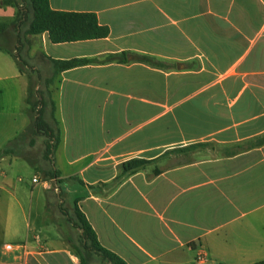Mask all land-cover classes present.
<instances>
[{"label": "crops", "instance_id": "obj_1", "mask_svg": "<svg viewBox=\"0 0 264 264\" xmlns=\"http://www.w3.org/2000/svg\"><path fill=\"white\" fill-rule=\"evenodd\" d=\"M49 2L94 13L109 34L62 43L28 35L36 88L52 75L47 57H130L64 70L48 86L61 131L49 164L45 136L30 129L31 78L0 49V150L12 141L0 157V264H79L75 204L128 264H264V145L239 148L264 134V0ZM14 15L0 6V23ZM35 137L43 151L29 180ZM198 143L208 145L181 150ZM132 158L157 160L113 188ZM53 166L59 183L33 182Z\"/></svg>", "mask_w": 264, "mask_h": 264}, {"label": "trees", "instance_id": "obj_2", "mask_svg": "<svg viewBox=\"0 0 264 264\" xmlns=\"http://www.w3.org/2000/svg\"><path fill=\"white\" fill-rule=\"evenodd\" d=\"M0 6L15 8L13 20L0 23V49L7 51L15 58L22 73L26 72L27 69L34 70L23 52L30 44L28 35L48 32L53 43H62L102 38L109 34L108 27L100 25L94 13L54 10L51 8L49 0H0ZM129 57L130 54L127 52L109 54L104 58L60 60L47 57L52 64L53 71L52 75L44 80L46 88H33L31 83L27 98L33 116L30 129L34 136H45L44 155L47 160H53V154L61 139V131L56 118V102L52 98L48 86L64 70L93 62L126 63L129 61ZM133 59L154 66H163V63L149 55L136 54ZM38 78L41 80L40 76ZM11 143L12 141L0 150V157L12 152ZM207 145V143H198L181 150L202 148ZM261 145H264V134L244 145H239V148L251 149ZM155 160L157 159L132 158L124 162L121 165V175L116 178L113 188L120 184L125 177L145 168ZM47 176L54 178L57 183L60 181V172L54 166L47 171ZM71 220L81 230L80 244L75 245L76 253L80 259L79 264H128L120 256L101 245L95 230L77 204L74 206ZM95 256L99 257L100 263L94 261Z\"/></svg>", "mask_w": 264, "mask_h": 264}, {"label": "rangeland", "instance_id": "obj_3", "mask_svg": "<svg viewBox=\"0 0 264 264\" xmlns=\"http://www.w3.org/2000/svg\"><path fill=\"white\" fill-rule=\"evenodd\" d=\"M13 32L16 33V31H13ZM37 63H33V64H37ZM26 72H27L28 76L31 78V83L33 85V88H36V84L38 82V77L40 76L39 71L37 69H34V70H28L27 69ZM37 138L38 137H35L34 138L36 144L34 145L33 148H31V150L29 152V154H30L29 156H30L31 160L33 161V164L35 165V168L33 166H29L27 168V170L23 174V175H25V179H29V180L32 179L33 175L35 174V171L38 170V167H36V166L39 165L38 164V157H39V155H41L40 152L43 151L42 150V146H43V143H44V138L42 137V141L41 142ZM47 162L50 164V160H47ZM42 170H44V169H42ZM42 170H41V172H39L40 174L37 173L35 176H37L39 178V180H41L42 178L43 179H49L48 176H47V174L42 173L43 172ZM53 190H54V187H53ZM63 191H64L65 194H68L69 195L68 197L66 195L63 196V198L65 200V205H69L71 208H73L74 201L71 198V195L72 194L69 193L68 190L65 188V184L63 186ZM61 208H62V211L65 213V215H67L69 209L67 207H65V206H61ZM68 233H69V231H68ZM71 235L74 238H77L76 245H79L80 244V237H78L77 233H72L71 232ZM98 260H99V258L96 259L97 262H98ZM99 263H100V260H99Z\"/></svg>", "mask_w": 264, "mask_h": 264}, {"label": "built area", "instance_id": "obj_4", "mask_svg": "<svg viewBox=\"0 0 264 264\" xmlns=\"http://www.w3.org/2000/svg\"><path fill=\"white\" fill-rule=\"evenodd\" d=\"M40 180H39V178L37 177V176H34V178H33V182H39ZM24 244H22V243H19V244H7L6 245V248L8 249V250H13V249H15V247L16 248H24ZM197 261H199V262H205L206 261V257L203 255V254H199L198 256H197Z\"/></svg>", "mask_w": 264, "mask_h": 264}]
</instances>
